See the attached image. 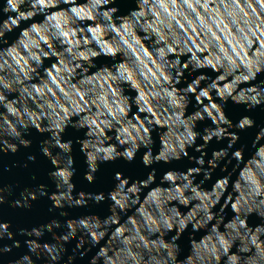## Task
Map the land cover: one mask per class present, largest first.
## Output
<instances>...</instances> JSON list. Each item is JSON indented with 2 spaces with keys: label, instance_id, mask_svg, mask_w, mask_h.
Segmentation results:
<instances>
[{
  "label": "water",
  "instance_id": "water-1",
  "mask_svg": "<svg viewBox=\"0 0 264 264\" xmlns=\"http://www.w3.org/2000/svg\"><path fill=\"white\" fill-rule=\"evenodd\" d=\"M0 264H264V0H0Z\"/></svg>",
  "mask_w": 264,
  "mask_h": 264
}]
</instances>
